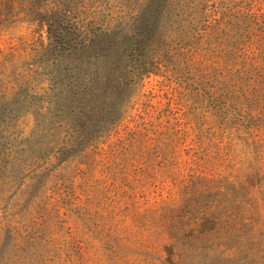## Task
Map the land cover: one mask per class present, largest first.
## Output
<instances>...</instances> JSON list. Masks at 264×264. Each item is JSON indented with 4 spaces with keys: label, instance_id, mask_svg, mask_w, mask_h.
Instances as JSON below:
<instances>
[{
    "label": "rangeland",
    "instance_id": "374dc122",
    "mask_svg": "<svg viewBox=\"0 0 264 264\" xmlns=\"http://www.w3.org/2000/svg\"><path fill=\"white\" fill-rule=\"evenodd\" d=\"M0 264H264V0H0Z\"/></svg>",
    "mask_w": 264,
    "mask_h": 264
}]
</instances>
